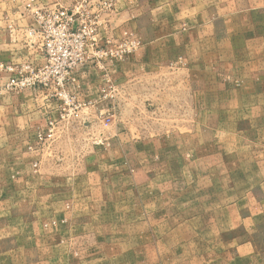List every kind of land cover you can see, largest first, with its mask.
Listing matches in <instances>:
<instances>
[{
    "label": "rangeland",
    "instance_id": "obj_1",
    "mask_svg": "<svg viewBox=\"0 0 264 264\" xmlns=\"http://www.w3.org/2000/svg\"><path fill=\"white\" fill-rule=\"evenodd\" d=\"M0 264L264 261V0H0Z\"/></svg>",
    "mask_w": 264,
    "mask_h": 264
},
{
    "label": "crops",
    "instance_id": "obj_2",
    "mask_svg": "<svg viewBox=\"0 0 264 264\" xmlns=\"http://www.w3.org/2000/svg\"><path fill=\"white\" fill-rule=\"evenodd\" d=\"M249 261H251L252 260V262H251V264H257V262H258V258H257V256H253V257H249V259H248ZM263 264H264V261H263Z\"/></svg>",
    "mask_w": 264,
    "mask_h": 264
},
{
    "label": "built area",
    "instance_id": "obj_3",
    "mask_svg": "<svg viewBox=\"0 0 264 264\" xmlns=\"http://www.w3.org/2000/svg\"><path fill=\"white\" fill-rule=\"evenodd\" d=\"M4 68H6V69L9 70L8 66H5L3 64H0V73L3 72V71H5Z\"/></svg>",
    "mask_w": 264,
    "mask_h": 264
}]
</instances>
